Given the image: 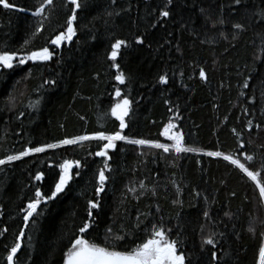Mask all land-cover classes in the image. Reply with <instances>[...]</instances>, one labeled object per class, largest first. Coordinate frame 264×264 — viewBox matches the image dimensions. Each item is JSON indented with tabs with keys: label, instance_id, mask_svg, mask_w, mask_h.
<instances>
[{
	"label": "trees",
	"instance_id": "16d2710c",
	"mask_svg": "<svg viewBox=\"0 0 264 264\" xmlns=\"http://www.w3.org/2000/svg\"><path fill=\"white\" fill-rule=\"evenodd\" d=\"M10 2L17 8L0 6V52L23 55L25 41L31 40L27 51L48 46L54 55L47 62L0 68V159L64 138L119 131V121L110 115L116 88L132 101L123 135L170 145L173 141L161 133L171 121L183 132L185 146L199 151L165 153L118 141L109 151L112 171H105L109 179L99 195L97 173L104 158L90 155L99 150L95 141L0 165V264L7 263L23 230L17 264H64L87 220L89 200L101 205L92 210L95 223L86 234L97 243L107 235L109 244L130 249L156 224L171 229L168 235L185 253L186 264H258L264 246L259 190L235 166L204 153L238 155L244 162L246 151L255 157L249 163L253 170L264 162V0H242L241 5L174 0L167 18L160 15L166 0H81L77 35L60 48L50 40L64 30L73 7L67 0H54L44 31L35 38L39 18L31 12L40 0ZM219 18L224 23L213 27ZM235 23L245 29L237 30ZM139 37L144 44L135 42ZM118 39L128 43L115 62L127 77L125 84L115 80L117 70L109 59ZM201 68L207 80L199 76ZM164 75L167 84L159 82ZM246 81L249 87L243 88ZM63 159L80 160L81 167L73 169L65 191L42 203L24 228V209L35 189L54 191L56 165ZM39 172L43 181L35 180ZM121 235L124 240L116 241ZM209 237L214 246L203 243Z\"/></svg>",
	"mask_w": 264,
	"mask_h": 264
},
{
	"label": "snow or ice",
	"instance_id": "6c2138e0",
	"mask_svg": "<svg viewBox=\"0 0 264 264\" xmlns=\"http://www.w3.org/2000/svg\"><path fill=\"white\" fill-rule=\"evenodd\" d=\"M115 3V0H112ZM235 5H241L242 0H233ZM54 0H40L38 6L35 10L31 12V15L39 18L37 26L32 33L33 38H35L39 33L44 31L45 20L50 18L51 13L48 12L50 6H52ZM67 3L72 8L69 9V15L66 18L64 24V30L60 31L54 38L50 40V45L60 48L64 43H71L73 37L77 35L76 21L77 10H80L83 6L81 0H67ZM174 4V0H166L165 10H163L160 15L163 18H167L171 15V7ZM0 6L6 10H13L17 8V5L10 0H0ZM19 11H25L24 8H19ZM204 11L203 9L201 10ZM46 12L48 14L46 15ZM260 15L264 18V9L260 10ZM210 19V17H209ZM216 23L223 24V18H219L217 21L213 22V27ZM234 27L237 30L243 31L245 25L242 23H235ZM137 44H144L145 40L143 37H139L136 41ZM31 43V40L25 41L24 54L21 55L19 52L13 51H2L0 52V68L13 69L14 66L24 65L28 62H47L51 61L54 55V51L50 50L48 46L39 48L38 50L27 51V46ZM122 47H128L127 41L123 39H118L114 44L111 45V53L109 59L113 61L112 67L117 70L115 75V80L120 84H125L127 77L125 73L120 70V64L115 63L117 57L120 53ZM15 62V65H14ZM199 76L203 80H207V75L203 68L199 71ZM160 83L167 84V75L161 76L159 79ZM47 83H55V81H48ZM249 84L243 83V88H248ZM115 95L118 98L115 105L110 110V115L115 117L119 121V131L108 134L104 131L95 132L91 135H79L71 138H64L55 143H47L40 146L26 147L23 151H20L15 155H8L6 159H0V165H7L13 161H19L24 157L32 156L35 154L45 153L49 150H55L64 148L65 146H81L83 147L86 141H95L98 143L99 150L90 155L96 157L104 158L103 167L98 170V185L96 187V194L99 195L103 193L105 188V183L109 179L105 175V171L111 172L112 169L109 167L107 161L111 160L112 157L109 155L110 150H115L118 141H125L129 144L148 146L154 149H161L163 152L168 153L170 151H175L177 154L184 152H197L198 149L194 147H186L184 144L183 132L178 131V125L173 122H169L161 133L163 136L167 137L168 140L173 141L172 144L160 143L146 139H131L126 135H123V130L128 127L125 118L129 115L131 111L132 101L124 96L119 88L115 89ZM253 102H255L253 100ZM178 115V114H177ZM249 130L252 128L251 121L248 122ZM260 128V125H256ZM235 132V129H233ZM239 135V134H237ZM241 149H244V144L239 145ZM209 157L222 158L224 161L229 162L235 168L239 169L251 182L254 183L255 187L259 190V197L262 203H264V162L261 163L259 170H253L249 163L253 162L254 155H249L246 151L244 152V162L238 155L225 154L220 151H208L204 153ZM264 161V158H262ZM59 168L58 181L54 183V191L50 194L43 193L39 187L35 189L34 198L27 204L24 209L26 213L23 217L24 228L28 227V221L37 214L38 209L42 203H47V201L54 200L56 197L65 191L69 183L73 180L74 174L73 169H79L81 167L80 160L63 159L56 165ZM80 173L77 171L75 173L78 176ZM44 173L39 172L35 176V180L43 181ZM144 185L141 184V188ZM129 191L135 192V189H129ZM154 191V190H153ZM199 195V193H197ZM235 195V193H233ZM101 207L98 200H89L87 209V220L80 226L79 234L74 237L68 248L64 264H186V255L183 251H180L177 247V241L170 239L168 233L171 229H165L162 225L153 224L145 236V238L134 247L126 250H119L115 243L109 244V239L107 235L105 236L103 244L97 243L95 239L90 236L86 237L89 233V229L93 227L95 223V217L93 216V209H99ZM205 217H208V213H204ZM139 225H137L138 227ZM6 232L7 229H4ZM203 231V229H202ZM250 232H254L255 229L250 227ZM111 232V229L108 230ZM24 232L21 231L17 235V242H15L7 255V264H17V254L22 248V241L24 239ZM264 236V232L261 233ZM124 236H116V241L124 240ZM205 245H215V240L211 237L203 240ZM212 259L216 260V253H212ZM187 264H191V261H187ZM258 264H264V246H261L258 250Z\"/></svg>",
	"mask_w": 264,
	"mask_h": 264
},
{
	"label": "water",
	"instance_id": "95a60500",
	"mask_svg": "<svg viewBox=\"0 0 264 264\" xmlns=\"http://www.w3.org/2000/svg\"><path fill=\"white\" fill-rule=\"evenodd\" d=\"M23 232H24V230H23ZM22 243V242H21ZM7 264V263H6Z\"/></svg>",
	"mask_w": 264,
	"mask_h": 264
}]
</instances>
